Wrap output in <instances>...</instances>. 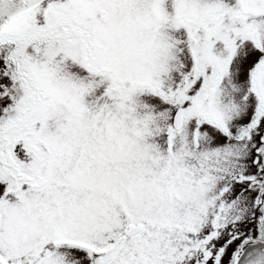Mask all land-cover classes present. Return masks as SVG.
I'll return each instance as SVG.
<instances>
[{
    "label": "snow or ice",
    "instance_id": "snow-or-ice-1",
    "mask_svg": "<svg viewBox=\"0 0 264 264\" xmlns=\"http://www.w3.org/2000/svg\"><path fill=\"white\" fill-rule=\"evenodd\" d=\"M0 264H264V0H0Z\"/></svg>",
    "mask_w": 264,
    "mask_h": 264
}]
</instances>
